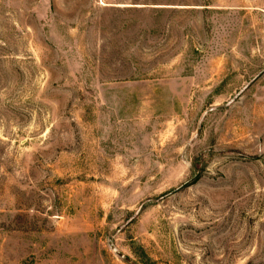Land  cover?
Here are the masks:
<instances>
[{
    "label": "rangeland",
    "instance_id": "1",
    "mask_svg": "<svg viewBox=\"0 0 264 264\" xmlns=\"http://www.w3.org/2000/svg\"><path fill=\"white\" fill-rule=\"evenodd\" d=\"M0 264H264V0H0Z\"/></svg>",
    "mask_w": 264,
    "mask_h": 264
}]
</instances>
